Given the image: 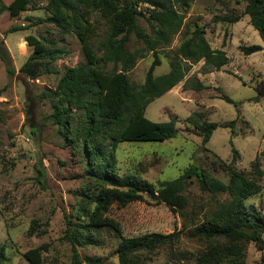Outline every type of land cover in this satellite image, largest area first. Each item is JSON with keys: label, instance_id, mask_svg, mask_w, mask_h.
<instances>
[{"label": "rangeland", "instance_id": "obj_1", "mask_svg": "<svg viewBox=\"0 0 264 264\" xmlns=\"http://www.w3.org/2000/svg\"><path fill=\"white\" fill-rule=\"evenodd\" d=\"M3 2L7 9L0 8V47L8 52L16 71L10 76L0 58V245L9 258L4 264H31L25 254L35 248H42L43 264H72V246L65 239L67 220L99 242L78 248L83 264H119L117 248L121 237L151 233H179L180 239L147 257V264H198L196 256L205 244L192 239L190 232L203 219L213 199L196 182L185 190L187 214L145 197L124 207L113 204L97 220L81 216L79 208L88 205L80 195L90 192L98 183L78 177L82 165L77 150L66 144L58 126L49 120L52 103L42 97L44 92L56 89L62 75L47 71L32 79L20 72L33 53L27 41L29 36L41 41L48 38L52 48L66 51L48 65L61 72L87 64L81 41L74 32L65 33L51 23H33L48 17V0ZM244 8V0H190L189 8L182 12V29L169 45L158 48L161 65L154 75L159 77L170 71L171 58L191 37L196 24L205 31L210 46L225 51L229 61L220 69L207 65L204 59L198 63L184 61V80L146 109V117L154 122L175 119L178 134L164 142L119 144L116 157L120 175L135 174L156 185L178 178L196 163L227 182L228 175L219 168V162L231 161L233 147L239 152L237 169L249 170L259 156L264 170V98L258 103L252 101L264 81V50L249 56L240 50L242 45L264 47V37L253 28L250 17L244 15ZM227 15L241 19L236 23L217 20ZM91 22L96 29L94 44L105 36L108 25L97 13ZM139 25L149 30L145 19L140 18ZM14 26L24 29L9 33ZM128 47L131 52L143 53L128 73L131 83L139 86L146 79L154 55L143 52L144 44L134 35ZM111 68L109 65L106 70ZM194 80L207 88L194 90ZM222 94L234 103L222 99ZM195 113L203 120L219 124L235 120V133L219 127L203 146L202 137L189 121ZM77 120H73L74 128L78 126ZM261 186L262 191L246 200V204L255 205L264 213V176ZM88 208L94 210L92 205ZM263 255L264 251H257L251 243L246 263L262 264Z\"/></svg>", "mask_w": 264, "mask_h": 264}, {"label": "trees", "instance_id": "obj_2", "mask_svg": "<svg viewBox=\"0 0 264 264\" xmlns=\"http://www.w3.org/2000/svg\"><path fill=\"white\" fill-rule=\"evenodd\" d=\"M222 1V0H215ZM244 15L250 17L253 28L264 37V0H244ZM190 0H48V17L39 18L34 24L51 23L65 33L74 32L80 39L87 64L55 70L48 65L65 55L63 48L53 47L48 38L41 41L29 36L27 41L33 47L32 55L20 68V72L37 79L49 71L61 74L55 90L46 91L42 97L52 103L49 120L58 126L66 144L76 148V155L82 165L78 177L98 183L90 192L82 193L88 206H81L82 217L97 220L113 204L127 206L132 202L150 197L164 203L173 211L187 214L186 187L198 183L202 192L213 199L212 206L203 219L195 224L190 237L204 243L205 247L196 256L198 264H247L248 246L254 243L257 251H264V213L246 200L262 191L264 176L260 157L251 163L249 170L236 168L238 150L233 147L229 163L220 160V169L228 175L225 182L213 176L199 164L193 163L176 179L152 184L135 174L120 175L117 168L116 150L124 142H164L178 134L177 122H154L146 117V109L155 99L161 97L184 80L187 69L184 61L220 69L229 61L225 51L213 49L205 38V31L198 24L191 37L185 40L171 58L170 71L156 77L154 71L161 65L158 48L169 45L172 38L184 25V15ZM0 8L7 9L3 0ZM97 13L108 29L101 40L94 44L96 33L93 16ZM146 20L149 30L139 25V19ZM241 16L217 17L220 22L236 23ZM14 26L9 33L21 30ZM144 44L143 52H153L154 60L142 85L131 83L128 73L143 57L129 50L131 36ZM249 56L263 51L261 45L240 47ZM99 55H97V53ZM0 58L10 76L16 74L8 52L0 47ZM112 65L110 70H106ZM196 91L207 87L199 80L191 83ZM221 91V90H219ZM0 90V95H1ZM252 101L258 103L264 98V81L256 89ZM222 99L234 103L222 94ZM239 103H235L238 106ZM240 115V112L238 116ZM77 120V128L73 120ZM189 121L202 137L205 146L219 128H229L235 133L236 121L219 124L203 120L200 114H193ZM76 135V137L74 136ZM101 186H100V185ZM100 186V187H99ZM179 233H151L136 237H121L117 248L119 264H147L146 260L164 246L179 241ZM65 239L72 246V264H83L79 247L98 245L94 237L81 227H74L66 221ZM42 248L26 252L31 264H43ZM6 249L0 245V264L8 261ZM264 264V255L261 257Z\"/></svg>", "mask_w": 264, "mask_h": 264}]
</instances>
